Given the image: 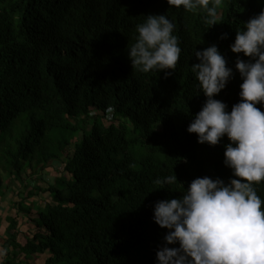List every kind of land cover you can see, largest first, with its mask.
Segmentation results:
<instances>
[{
	"label": "trees",
	"instance_id": "16d2710c",
	"mask_svg": "<svg viewBox=\"0 0 264 264\" xmlns=\"http://www.w3.org/2000/svg\"><path fill=\"white\" fill-rule=\"evenodd\" d=\"M261 10L264 0H223L211 26L205 10L168 0H0V185L4 173L64 163L45 187L51 201L35 213L21 203L35 229L20 245L25 255L48 252L46 264H156L168 230L152 218L155 202L182 195L196 177L232 176L227 136L212 146L187 131L206 99L194 51L216 44L233 68L215 96L230 111L241 99L236 57L248 59L230 45ZM162 13L181 48L167 77L140 71L127 54L144 15ZM174 172L175 183H155ZM256 190L264 198V182Z\"/></svg>",
	"mask_w": 264,
	"mask_h": 264
},
{
	"label": "clouds",
	"instance_id": "9594fccd",
	"mask_svg": "<svg viewBox=\"0 0 264 264\" xmlns=\"http://www.w3.org/2000/svg\"><path fill=\"white\" fill-rule=\"evenodd\" d=\"M168 4L192 12L203 9L206 22L213 26L223 0H168ZM144 16L127 51L131 65L142 72L165 70L167 77L181 53L175 25L166 13ZM230 47L248 57L238 55L235 61L242 78L241 99L229 111L226 102L215 98L234 75L218 45L195 49L199 62L192 64V71L206 99L187 131L196 133L199 143L212 146L226 135L223 163L232 176L227 182L219 176L196 177L182 195L155 202L152 218L168 230L156 264H264V198L256 190L264 182V111L256 106L264 104V10L236 30ZM176 181L174 172L155 183ZM5 253L0 249V256Z\"/></svg>",
	"mask_w": 264,
	"mask_h": 264
},
{
	"label": "crops",
	"instance_id": "0c3cea01",
	"mask_svg": "<svg viewBox=\"0 0 264 264\" xmlns=\"http://www.w3.org/2000/svg\"><path fill=\"white\" fill-rule=\"evenodd\" d=\"M58 164L54 162L53 168L39 171L34 175H31L30 169L21 176L3 174V183L0 185V249L6 250V253L0 256V264L47 263L48 252L27 256L20 249V245L25 244L35 230L30 223L29 214L21 203L27 206L33 204L32 213H35L39 207L52 200L50 192L45 187H48V183H54L51 179L54 173L57 176L55 168ZM36 186H41L44 190L38 191ZM32 190L34 195L30 196Z\"/></svg>",
	"mask_w": 264,
	"mask_h": 264
},
{
	"label": "rangeland",
	"instance_id": "374dc122",
	"mask_svg": "<svg viewBox=\"0 0 264 264\" xmlns=\"http://www.w3.org/2000/svg\"><path fill=\"white\" fill-rule=\"evenodd\" d=\"M3 146H5V143H4V141L2 142H0V151H2V148H3ZM10 146L12 147V146H14V140H13V142H12V140H11V144H10ZM2 147V148H1ZM72 148V147H71ZM72 150V149H71ZM0 158H1V154H0ZM3 160V159H2ZM56 163H59L58 164V166L55 168V170H56V172L58 171V170H61L62 172L64 171V163L63 162H61V160H59V161H56ZM5 164V163H4ZM2 166H3V163L0 161V168H2ZM31 170V169H30ZM7 174V173H6ZM54 177L56 178V174L54 173ZM52 178L51 179V181H53V182H55V178Z\"/></svg>",
	"mask_w": 264,
	"mask_h": 264
},
{
	"label": "built area",
	"instance_id": "2783aa9c",
	"mask_svg": "<svg viewBox=\"0 0 264 264\" xmlns=\"http://www.w3.org/2000/svg\"><path fill=\"white\" fill-rule=\"evenodd\" d=\"M108 113H111V109L110 110H107Z\"/></svg>",
	"mask_w": 264,
	"mask_h": 264
}]
</instances>
